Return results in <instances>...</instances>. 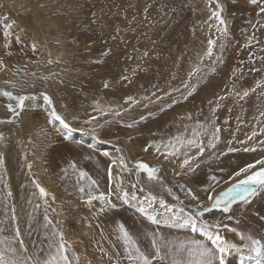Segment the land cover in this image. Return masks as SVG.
I'll list each match as a JSON object with an SVG mask.
<instances>
[{"label":"rangeland","instance_id":"1","mask_svg":"<svg viewBox=\"0 0 264 264\" xmlns=\"http://www.w3.org/2000/svg\"><path fill=\"white\" fill-rule=\"evenodd\" d=\"M217 2L224 7L222 17L228 27L229 35L223 38H218L215 27H209L216 23L211 18L215 4L210 5L209 0H0V14L4 16H1L0 31L5 22L13 23L14 36L20 37L19 43L13 37L8 49L4 47L0 32L3 37H0V60L7 69L0 90L30 97L19 117H13L7 105L14 102L0 96V121H4L0 123V135L4 137L0 140V154H10L0 166L3 169L0 171V221H5L0 223V228L5 229L0 237L12 236L18 225L30 253L35 251L34 242L37 245L43 242L47 247L43 240L44 215L40 214L45 211L35 208L37 203L42 205L35 188L29 195L21 188L13 190L15 173L18 179L30 174L31 181L39 183V173H43L57 186L55 193L46 189L55 196L54 202L51 196L48 198L47 214L53 220L57 213L61 215V226L72 245V252L80 258L79 264H117V261L129 264L122 243L117 240V226L121 223L149 255L154 251L151 233H158L164 241L173 244L193 238L204 239L187 228L153 225L116 195L112 196L116 207L97 214L98 202H94L91 210L82 202L78 188L88 181L86 178L78 183V176L80 170L86 172L97 181L99 192L107 194L110 163L123 157L129 171L121 173L119 167H113V177L120 175L127 190L136 191L141 198L151 192L174 210L183 207L184 213L178 215L188 216L202 211L197 209V201L208 198L209 193L204 191L208 185L198 183L192 176L204 165H208V169L223 165V151L229 148L233 151L228 152L251 153L246 159H240L243 164L264 158V145L259 143L264 140V134L248 140L253 130L259 133L260 128H264V117L260 116L264 111V95H261L264 87L244 100L234 94L254 88L257 81H264V27H260L264 24V16H257L258 8L248 0ZM7 13H11L15 21L8 19ZM209 38L217 40L213 58L220 55L223 62L212 64L205 60L199 77L189 81V72L199 63ZM33 43L37 46L35 52L31 47ZM221 43L223 50L219 47ZM185 82L196 85L195 92L187 99H184L188 91L184 88ZM45 95L51 98L52 106L73 131H66L59 122L49 123V109L42 107L49 108L43 98ZM221 96L227 99L219 100ZM129 97L136 103L129 101ZM217 103L220 106L215 112V123L221 128V142L193 160L192 170L180 168L183 155L165 159L156 152L157 145L164 151L163 145L168 140L177 135H190L197 123H209L213 118L210 109ZM101 109L108 114H103ZM115 111L121 115H114ZM78 133L93 138L102 146L97 148L79 141L76 139ZM245 147L257 150L245 152ZM116 151L117 156L113 155ZM196 151L189 150V155ZM138 161L160 169L159 184L149 182L144 173L137 176L135 164ZM73 163L76 171L70 167ZM224 171L222 169L213 177L218 179ZM212 173L202 171L199 177L211 178ZM232 177L212 184L217 188ZM132 184H137V188L133 189ZM114 185L115 180L113 188ZM141 188L143 192L139 191ZM168 188L183 204L168 194ZM189 189L197 200L187 195ZM263 195V189L258 190L246 203L233 204L232 212L212 209L204 212L203 219L209 224H221L219 234L228 243L243 248L244 242L227 228L264 238V228L247 215L250 211L259 218L264 216L256 211V204ZM58 204H61L59 209ZM13 208L15 221L10 219ZM52 209L58 212L51 214ZM213 212L215 214L210 216ZM229 216L233 219H228ZM200 219L197 217V223ZM208 246L211 247L210 243ZM242 255L231 251L226 264H241ZM172 258L169 254L164 264H171ZM245 264H249L246 259Z\"/></svg>","mask_w":264,"mask_h":264},{"label":"snow or ice","instance_id":"2","mask_svg":"<svg viewBox=\"0 0 264 264\" xmlns=\"http://www.w3.org/2000/svg\"><path fill=\"white\" fill-rule=\"evenodd\" d=\"M233 2L235 3L236 0H233ZM248 3L258 8L257 16H264V0H248ZM209 4H215V9L211 12V18H214L216 21L215 24L209 25V27H215L216 32L219 34L218 38L227 37L229 33L227 22L222 17V12L224 11L223 5L218 3L217 0H209ZM257 23L259 24L260 21L258 20ZM260 27H264V24H260ZM12 29L13 24L5 22L2 29L5 48L10 47L13 37L17 43L20 42V37L18 35L14 36ZM252 39H255V37L253 36ZM248 43L251 44V40H249ZM216 44V39H208L206 51L200 57L199 63L194 65L193 69L189 72V81H191L193 77H199V74L203 70L205 60H210L212 64L223 62V57L220 55H216L213 58V49L216 47ZM31 47L33 52L37 50L35 43H33ZM219 47L223 50L224 44L221 43ZM7 54L10 55L11 53ZM145 55H147V53H145ZM3 67V60H0V70H2ZM209 71H214V69H209ZM257 71L259 70L257 69ZM125 79H127V77H125ZM105 87H108V84H105ZM262 87H264V81H257L254 88L246 89L243 92H235L234 94L239 97L240 100H244L250 93H254L258 88ZM184 88L188 90L187 94L184 96V99H187L188 96H191L193 92H195L196 85H190L189 82H185ZM153 95H155V93H153ZM261 95H264V92H261ZM0 96H4L9 101L14 102L7 105L8 111L13 117H19L20 113L25 109L26 101L30 99V97L26 95H14L12 91L6 90H0ZM43 98L49 105V123L59 122L66 131H73L74 129L67 120L62 115L58 114L55 107L52 106L53 102L51 98L47 95ZM144 99H148V97H144ZM218 99L225 100L227 97L221 96ZM128 100L132 103H136L132 97H129ZM210 103L212 102L210 101ZM219 106L220 105L217 103L215 107L210 109L213 118L209 123H197L196 127L190 130V135L187 133L177 135L163 145L164 151H161V146L157 145L156 152L164 156L165 159L183 155L184 159L180 164V168L184 169L188 167L189 171L192 170L193 160H198L200 156L204 155L206 150L215 149L217 144L221 142V128L215 123V112ZM101 111L105 115L108 114V111L103 109H101ZM114 115L119 116L121 113L115 111ZM260 116L264 117V111L260 112ZM188 119H191V117L189 116ZM0 123H4V121H0ZM225 123H227V121H225ZM129 127H131V125H129ZM92 134L95 136L94 130ZM258 134H264V128H260L259 133L253 130L248 136V140H252ZM3 139L4 137L0 135V140ZM231 143L232 142L229 141V144ZM240 143L245 144L247 141H240ZM259 143L264 145V140L259 141ZM193 148L198 151L193 155H189V150ZM256 150L255 147H245L243 149L245 152ZM145 151H147V149H145ZM228 151H233V149L229 148ZM105 155H107V153H105ZM2 165L3 158L0 157V166ZM70 167L73 171L77 170L74 163L71 164ZM113 167H119L121 173L129 171V167L123 157H120L118 161H112V165L108 169L110 186L107 194L99 192L97 181L88 177L86 172L82 170L79 171L78 183L79 181H84L86 178L88 182L86 185L80 186L78 191L81 194L82 202L90 210L95 207L94 202H98L99 204V207L96 209L97 214L105 213L115 208L116 204L113 203L112 196L116 195L117 199L123 204H128L135 208L137 213L153 225L166 224L170 227L187 228L193 233L198 232L199 236L204 238L203 240L193 238L187 241H180L178 244H173L171 241H164L158 233H151V246L154 251L152 255H149L141 249L137 239L129 232L125 225L121 223L117 226V240L122 243L125 258L129 264H164L169 254L173 257L171 264H226V257L233 250L244 254L241 257V264H245V259L249 264H264V238L258 239L249 233L237 232L236 228H227V225H223L229 232L236 233L240 240L244 242L243 248H240L236 244L228 243L225 238L219 234V229L222 227L221 224H209L208 221L203 219L204 212H211L212 209H220L223 213H230L232 212L233 204L237 201L246 203L256 195L258 190L264 189V158L248 163L246 166L240 168L232 177L236 182L225 191L216 193L215 184L210 183L208 187L204 189L205 192L209 193L208 201L210 206L204 207L198 205V207L203 210L196 211L194 214L188 216L178 215V213H184L183 207L174 210V207L169 206L163 198H159L157 195L151 194V192L142 198L137 196L136 191L130 192L124 187V181L120 175H117L115 178L113 177ZM29 168H31V165H29ZM135 170L137 176H139L140 173H144L149 182L160 183L159 168L138 161L135 164ZM237 177L242 178L236 180ZM211 179L219 183L216 177H212ZM114 180L115 185L113 188L112 184ZM32 183L38 190L39 198L44 201L45 205L44 223L42 227L45 229L43 240L47 242V247L45 248L43 242L39 245L34 242L33 246L35 251L30 253L28 246L22 238L21 229L17 225L13 229L12 236L0 237V264H79L80 258L72 252V245L66 239L65 230L61 226V222L54 221L47 214L48 207L50 206L48 204V198L51 196V200L54 202L55 196L51 195L38 180H33ZM137 183H139V180H137ZM131 187L136 189L137 184H132ZM161 187H163V185H161ZM180 187L183 189L182 185ZM139 191L143 192L144 189L141 188ZM167 192L169 195H172L174 199L179 201V197H176L170 188L167 189ZM213 193L216 194L213 195ZM11 195L12 193L8 192V196L10 197ZM187 195L191 197L192 200L198 199L191 189L187 190ZM179 203L183 204V201H179ZM40 207L41 205L39 203L35 205L36 209ZM52 211L55 212L56 210L52 209ZM11 213L10 219L15 221L17 217L14 208L11 209ZM197 217L201 218L199 223H197ZM228 219H233V216H229ZM260 219L264 220V216H261ZM0 223H5V221H0ZM237 223H239V221H237ZM211 228H215L217 231H210ZM4 231L5 229L0 228V233ZM209 243L211 247L208 246ZM117 264H119V261H117Z\"/></svg>","mask_w":264,"mask_h":264},{"label":"bare ground","instance_id":"3","mask_svg":"<svg viewBox=\"0 0 264 264\" xmlns=\"http://www.w3.org/2000/svg\"><path fill=\"white\" fill-rule=\"evenodd\" d=\"M12 6V5H11ZM10 6V7H11ZM9 7V6H8ZM13 7V6H12ZM16 8H18V7H16ZM10 9V8H9ZM6 12H4L3 11V14H5ZM9 13H7V15H8ZM1 16H3L2 14H0V21H1V19H2V17ZM3 18H4V16H3ZM7 18L8 19H12L13 21H15V17H12L11 16V13L7 16ZM14 18V19H13ZM6 21V20H5ZM4 21V22H5ZM9 23V22H8ZM15 23V22H14ZM17 23V22H16ZM15 23V24H16ZM13 24V23H12ZM18 24V23H17ZM14 28V27H13ZM30 31V30H29ZM0 32H2V31H0ZM2 34V33H1ZM3 35V34H2ZM0 37H2V36H0ZM2 39H3V37H2ZM15 40V39H14ZM5 41V40H4ZM12 41V40H11ZM3 43V42H2ZM4 44V43H3ZM13 45V44H12ZM15 46V45H14ZM11 48V47H10ZM9 49V48H8ZM45 49V48H44ZM43 52H44V50H43ZM1 53V52H0ZM9 53V52H8ZM4 56V55H3ZM5 64V63H4ZM61 66V65H60ZM7 71V69H6V66H4L3 67V69L1 70V72H0V88H1V84H2V80H3V75L5 74V72ZM64 98V97H63ZM41 102H43V101H41ZM242 106V105H241ZM42 107H44L45 109H49L46 105H42ZM23 117H25L24 116V114H23ZM59 126V125H58ZM234 127V126H233ZM9 131H10V129H9ZM14 135V134H13ZM77 136H78V138H76V139H78L79 141H83V142H86V143H88V145L90 144V145H93V146H97V148H98V146H102V145H100L96 140H93V138H87L86 136H84V135H81V134H77ZM8 137H9V134H8ZM15 138V137H14ZM89 145V146H90ZM221 146V148H223L224 149V145L223 144H221L220 145ZM105 147V146H104ZM227 147V146H226ZM228 148V147H227ZM14 151H15V148H14ZM14 151H12L13 152V157L15 158V155H14ZM118 151H116L115 153H113V155H115V156H117L118 154ZM8 156H10V154L7 152V153H2V154H0V157H2L3 158V160L4 159H8ZM248 156H251V153H249V155H248V153L247 154H240L239 152H228V151H223V154H222V159L224 160V164L223 165H221V166H219V167H215V168H211V169H208V165H204L201 169H200V171L199 172H202V171H205V172H212L213 171V175H211L210 177L212 178L213 176H215L216 174H218V173H221V170L222 169H225V171L222 173V174H219V177H218V181L219 180H221V179H226V178H228V177H232L234 174L233 173H235V171L237 172V171H239L240 170V168H242V167H244V166H246L248 163H252V162H255V161H248V162H244V164H243V162H241V160L240 159H246ZM120 157V156H119ZM11 158H12V156H11ZM16 159V158H15ZM249 159V158H248ZM241 162V163H238V162ZM246 161V160H245ZM111 165H112V163H110ZM109 165V164H108ZM110 166V165H109ZM242 166V167H241ZM240 167V168H239ZM15 168V167H14ZM107 169H108V167H107ZM1 170H3L2 168L0 169V171ZM197 170V169H196ZM198 171V170H197ZM199 172H196L194 175H192L194 178H197V179H195L198 183H200V184H202V185H205V186H207V185H209L210 183H214L215 181H210V179L211 178H205V179H203L202 177H199ZM40 174V184L43 186V187H45V189H50L51 191H53L54 193L57 191V186L55 187V185L52 183V179H49V178H47L46 176H45V174H43V173H39ZM193 174V173H192ZM30 177V174H28V175H26L24 178H22V179H18V177H17V175H16V173H15V179H16V182L15 183H13V190L15 189V188H21V189H23L24 190V194H28L29 195V193H30V191H31V189L32 188H35V186L32 184V181H31V179L29 178ZM229 179H232V178H229ZM238 179H240V177H237L236 178V180H238ZM212 180V179H211ZM228 181V182H227ZM227 181H224L223 183H222V185H220V186H218L217 188H216V193H218V192H220L221 190H223V189H225L228 185H230L231 183H233L234 182V180L232 179V180H227ZM208 187V186H207ZM207 187H204V189L205 188H207ZM12 190V191H13ZM261 191V190H260ZM263 191H264V189H263ZM11 192V191H10ZM216 193H213V195H215ZM35 195L37 196V198L40 200V202H41V207L39 208V210H44L45 211V205H44V201L43 200H41L40 198H39V193H38V190H36V188H35ZM205 200H208V198L207 199H205ZM205 200H202V199H199L198 201H197V204L198 205H202V206H204V207H206L205 205H209V201H207L206 203L204 202ZM198 205H197V209H202V208H200V207H198ZM244 205V204H243ZM58 209H59V207H61V204H58ZM252 208V207H251ZM250 208V209H251ZM48 209H49V207H48ZM50 209H51V207H50ZM61 209V208H60ZM244 209H245V207H244ZM246 209H248V208H246ZM244 211V210H243ZM247 211V210H246ZM256 211H259V213L261 214V213H264V195L260 198V200L258 201V204H256ZM55 212H58V211H55ZM55 212H51V214H56ZM61 212V211H60ZM48 213H49V211H48ZM40 214H42V215H44L45 213H40ZM215 213L213 212V213H211L210 214V216H213ZM217 215V214H216ZM247 215H248V217L249 218H254V220L255 221H257L256 223H258L259 224V226L260 227H262V228H264V221L263 220H261L260 218H259V216H257V215H255V214H253L252 212H250V211H248L247 212ZM51 219H52V217H50ZM213 218V217H212ZM259 218V219H258ZM215 219V218H214ZM54 221H60L61 223H62V220H61V215H59L58 213L56 214V216H55V218H54ZM41 225V224H40ZM261 229V228H260ZM79 234V233H78ZM80 238V237H79ZM83 238V237H82ZM90 241V240H89ZM87 243H89V242H87ZM83 245V244H82Z\"/></svg>","mask_w":264,"mask_h":264}]
</instances>
